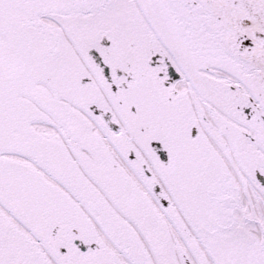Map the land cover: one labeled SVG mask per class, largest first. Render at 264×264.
<instances>
[{"label": "snow or ice", "instance_id": "snow-or-ice-1", "mask_svg": "<svg viewBox=\"0 0 264 264\" xmlns=\"http://www.w3.org/2000/svg\"><path fill=\"white\" fill-rule=\"evenodd\" d=\"M0 264H264V0H0Z\"/></svg>", "mask_w": 264, "mask_h": 264}]
</instances>
